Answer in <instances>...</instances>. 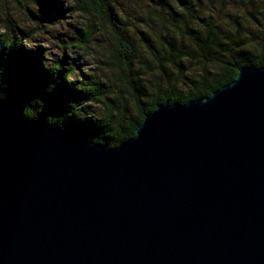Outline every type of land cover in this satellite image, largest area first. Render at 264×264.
I'll return each instance as SVG.
<instances>
[{
  "label": "water",
  "instance_id": "obj_1",
  "mask_svg": "<svg viewBox=\"0 0 264 264\" xmlns=\"http://www.w3.org/2000/svg\"><path fill=\"white\" fill-rule=\"evenodd\" d=\"M0 264H264V67L114 148L0 98Z\"/></svg>",
  "mask_w": 264,
  "mask_h": 264
},
{
  "label": "trees",
  "instance_id": "obj_2",
  "mask_svg": "<svg viewBox=\"0 0 264 264\" xmlns=\"http://www.w3.org/2000/svg\"><path fill=\"white\" fill-rule=\"evenodd\" d=\"M31 1L56 15L73 10L61 0ZM71 1L100 23L97 33L109 34L112 50L103 59L114 80L76 77L65 55L52 58L19 30L0 36V98L79 140L114 148L133 138L157 105L207 98L240 68L264 67V23L254 16L264 19V0H123L142 12L135 20L144 30L128 36L116 32L114 0ZM94 31L86 27L83 44Z\"/></svg>",
  "mask_w": 264,
  "mask_h": 264
},
{
  "label": "rangeland",
  "instance_id": "obj_3",
  "mask_svg": "<svg viewBox=\"0 0 264 264\" xmlns=\"http://www.w3.org/2000/svg\"><path fill=\"white\" fill-rule=\"evenodd\" d=\"M61 1H64L61 2L64 3L61 6L63 9L73 7V10L56 15L31 0H0V36L12 32L20 35L18 31L23 30L30 36L29 42L49 49L52 58L65 55L66 59L74 64L76 77L94 73L102 80L113 81L103 59L108 51L112 50L113 43L109 40V34L97 33L100 23L98 25L97 20L79 12L71 0ZM114 1L117 3H111H114L113 21L116 24V32L128 36L136 35L137 30L143 31L144 27L139 26L135 20V17L137 20L142 19L138 3L128 7L126 1ZM230 8L231 6L224 7L225 15H232ZM254 16L259 23H264L263 18L255 14ZM88 25H93L95 34L83 44L82 38Z\"/></svg>",
  "mask_w": 264,
  "mask_h": 264
}]
</instances>
